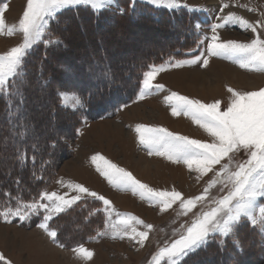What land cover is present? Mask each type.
Masks as SVG:
<instances>
[{
    "label": "snow or ice",
    "instance_id": "obj_1",
    "mask_svg": "<svg viewBox=\"0 0 264 264\" xmlns=\"http://www.w3.org/2000/svg\"><path fill=\"white\" fill-rule=\"evenodd\" d=\"M131 2L134 7L135 0ZM146 2L156 8L169 10L188 7L179 3V0H146ZM113 6L115 0H26L17 24L8 26L5 20L8 4L0 5V35L22 34V43L0 55V99L5 102V115L10 117V122L14 124L10 138L14 141V159L18 167L22 166L21 170L28 167L29 162L35 169L37 152L42 151L43 154H47L49 147L46 141L45 148L40 149L27 107L25 89L30 86L26 67L27 57L41 43L45 49L59 48L63 45L52 25H59L61 15L66 10L90 8L93 13L99 15ZM226 7L228 5H223L220 12L223 13ZM123 12L124 10L120 9V13ZM216 21L209 26L211 35L198 41V44L205 47L196 56L175 61L174 64L170 62L166 65L148 66L142 75V89L139 93L141 99L153 91L163 90V85L152 83L155 75L160 71L170 66L182 67L198 63L206 67L210 57L230 60L249 71L264 72V38L258 32V29H264V21L250 23L235 13L217 15ZM228 25H239L245 31L251 30L256 34L255 38L247 43L222 40L218 30ZM196 27L199 28L200 25ZM46 56L45 52V58ZM61 67L66 73L71 72V68L63 65ZM101 76L107 79L110 72L102 70ZM228 91L232 94V98L225 109H221V101L205 104L175 92L166 97L172 115L190 116L194 123L212 137L210 143L190 139L162 127L137 125L135 129L139 144L147 149L149 154L164 156L173 163H183L190 171H196L201 176L209 172L214 173L202 194L198 196L184 199L177 191L154 190L102 155L91 157L96 171L107 180L109 185L123 191H131L133 195H138L141 200H146L149 204L159 205L161 212L167 211L173 204L179 202L180 214L187 216L200 206L201 210L193 214L190 223L181 224L180 229L173 232L175 238L159 248L151 257L149 264H188L189 260L199 256L202 251H207L213 243L224 251L231 242L236 252L243 254L240 230L245 226L255 227L259 224L261 233H264V202L258 203L264 200V88L245 93L236 92L231 88ZM56 98L58 106L63 109L75 112L85 108L83 97L74 91L58 89ZM29 148L31 155L28 152ZM241 152L246 155V159L235 162L233 154ZM45 163L41 157L39 164ZM215 165H219V169H215ZM33 178H35L34 172ZM15 183L20 185L21 180L17 179ZM217 185L221 186L222 191L226 188L227 192L219 198H212L210 190ZM67 187L75 190L78 195L67 199L55 192L43 191L38 198L24 201L20 195L13 196L11 192H6L4 196L14 200L15 205H6L0 210V219L11 223L13 218L25 221L35 215H41L42 220L38 227L43 229L54 243L63 247L57 240V230L50 222L54 221V216L65 213L68 208L77 204L81 199L79 194H86L102 202V207L95 209L94 213L103 212L105 225L112 229L113 239L122 240L128 236L141 246L144 245L153 228L152 225L144 224L135 216L116 212L111 201L82 185L68 184ZM131 222L143 225L146 230L137 231L135 227H131L132 235H129ZM98 235L103 236L105 233L98 232ZM72 250L84 259H91L93 256V252L83 246L74 247ZM0 259L3 257L0 256ZM232 264H240V262L233 259Z\"/></svg>",
    "mask_w": 264,
    "mask_h": 264
},
{
    "label": "rangeland",
    "instance_id": "obj_2",
    "mask_svg": "<svg viewBox=\"0 0 264 264\" xmlns=\"http://www.w3.org/2000/svg\"><path fill=\"white\" fill-rule=\"evenodd\" d=\"M124 1L130 4V7H133L131 0ZM5 3L8 4L9 8L6 14L7 19H13V23L17 24L24 10L26 0H0V5ZM179 3L188 7L174 10L156 8L147 3L146 0H135L134 6L148 7L151 10L160 12L184 13L188 17H195L193 30L199 35V40L211 35L209 26L217 22V15L235 13L247 19L250 23L255 24L258 21H264V0H179ZM223 5H228V7L224 8L223 13H221L220 10ZM87 9L90 10V8ZM120 9L121 7L118 6L117 0H115V6L107 11L120 13ZM249 9H253V11H249ZM196 25H200V27L197 28ZM154 30L149 26H145L142 30H135L130 34H119L117 40H121L124 46H131V43L135 41L145 40L151 45L148 46L150 48L159 47L161 43L170 41L169 38L163 37L160 34L161 32L155 33ZM218 32L222 40H235L242 43L250 42L256 35L251 30H243L239 25H228L224 29H219ZM258 32L264 38V29H258ZM12 36L15 37L16 46L22 43V34L17 33ZM10 37L6 33L0 35L3 43L9 41L8 45L12 44ZM195 43L197 44L198 42L196 41ZM41 45L44 46L42 43L39 46ZM5 46L7 47V45ZM84 47L87 48V46ZM132 47L134 46L132 45ZM204 47L205 45H201L197 52H189L181 58L169 57L157 65H166L170 62L174 64L175 61L191 59L199 51H203ZM112 48L114 46L110 47V49ZM0 49L2 51V47ZM136 54L137 52L127 51L121 54L120 58L130 61ZM208 59L209 63L206 67L202 63L184 65L182 67L170 66L166 70L157 73L152 81L153 85H163V90L153 91L141 99L139 97L142 89L140 82L138 92L132 100L118 106L111 116L94 121L83 119L77 130L76 138L69 143L71 156L60 163L52 184L43 190L48 193L55 192L58 195L65 196L67 199L78 195L75 190L67 187L68 184H79L92 192H96L111 201V205L116 212L126 216H135L143 221L144 224L153 226L144 245L141 246L134 240L129 239L128 236H125L122 240L119 238L113 239L112 229L105 225L103 212L94 213L95 209L102 207V202L86 194H79L81 199L77 204L68 208L65 213L54 216V218L62 221L60 222L61 224L55 225L51 222L50 224L52 227L54 226L53 228H57V240L64 245L72 246L63 247L65 251L80 245L93 252L92 258L84 259L73 250L67 251L64 255L58 253L55 256L53 252H50L49 255L51 257L48 256L49 260L46 259L47 262L41 258V261L44 260L42 264H149L151 257L159 248L175 238L173 237V232L178 231L181 224L190 223L193 214L201 210L200 206H198L193 209V212L184 216L180 214L179 202L173 204L170 209L164 212L160 211L159 205L150 204L153 209H149V202L141 200L138 195H133L131 191H123L109 185L107 180L96 171L91 157L97 154L102 155L105 159L132 173L141 183L151 188L152 185L160 187V189L154 190L177 191L181 193L184 199L202 194L208 181L213 177V172L201 176L196 171H190L183 163H173L164 156L149 154L148 150L139 144L135 129L137 125L162 127L170 132L187 136L190 139L210 143L212 142V137L194 123L190 116L183 114L172 115V109L166 101V97L175 92L178 95L185 96L191 100H198L205 104L221 101V109H225L232 98V94L228 91L229 88L240 93L259 91L264 88V72L242 69L238 64L219 57H210ZM28 102L34 103L35 99L31 97ZM124 105H127V107H124ZM43 111V108H39L35 116H39ZM76 112L78 111L73 113ZM35 125L41 126L44 131L53 134L67 131L66 127H55L52 121L37 122ZM37 138L39 143L43 142L42 136ZM0 148L4 151L7 149L4 138L0 140ZM233 157L235 162L246 159V155L242 152L233 154ZM5 164L6 160L0 159L1 169L5 168ZM181 166H184L185 169L181 168ZM219 167V165L214 166L215 169H219ZM43 191L41 190L40 193ZM226 192V188L222 191L221 186L217 185L210 190V196L219 198ZM32 199L27 198L26 201H31ZM261 202H264V200L258 201V203ZM14 205L15 202L13 203ZM83 206L84 208H82ZM130 208L135 209V211ZM74 209L75 215L80 219L78 222L79 224L81 223V230L78 228L73 230L76 227L69 223L75 221H73V217H67L69 215L68 212ZM85 218L91 220H86ZM41 220V215H35L25 221L13 218L11 223H6L3 219H0V223L4 225L15 224L23 228H34L38 226ZM131 227H135L137 231L146 230L143 225L131 222L129 235H132ZM248 227L252 230L251 238L245 232L246 226L239 232L240 240L244 247L243 254H238L231 242L227 244L224 251H221L213 243L208 247L207 251L211 252L206 254L202 264H218V260L219 264H232L233 259L238 260L240 264H264V233H261L259 224L255 227ZM27 232L16 231L14 227L0 225V256L3 257L5 264H11L10 258L9 260L7 258L8 254L20 264H29V258H33L30 255L35 252L33 251L34 249L39 251V253L47 250V244L39 237L40 234L38 232L32 230ZM98 232H104L105 235L100 236ZM20 233H22V239ZM37 234L39 235L37 236ZM26 235L29 241L24 240ZM21 245L23 248L25 247L26 251L21 248ZM29 247L34 249L30 251ZM39 262L36 260L35 264H40ZM0 264H3L1 259Z\"/></svg>",
    "mask_w": 264,
    "mask_h": 264
},
{
    "label": "trees",
    "instance_id": "obj_3",
    "mask_svg": "<svg viewBox=\"0 0 264 264\" xmlns=\"http://www.w3.org/2000/svg\"><path fill=\"white\" fill-rule=\"evenodd\" d=\"M117 4L124 10L123 14L102 11L96 15L87 8L66 10L61 15L59 25H52L63 45L47 49L41 45L27 57L26 67L30 81V86L25 89L27 107L33 115L31 121L36 137H43V142L39 143L40 149L45 148L46 141L49 145L47 154L37 152L35 169L31 162L23 170L22 166H17L13 152L14 141L10 138L14 124L5 115V102L0 99V140L5 139L7 148L5 151L0 148V159L6 160L5 168H0V210L6 205L13 206L15 202L4 196L6 192H11L13 196L20 195L26 201L27 198H36L41 190L50 186L60 163L72 154L69 143L76 138L82 120L106 118L118 106L130 102L137 94L143 72L149 65L160 64L169 57L181 58L200 49L201 45L195 43L199 41V35L193 30L195 17H188L184 13L154 11L142 6L130 7L124 0H117ZM145 26L155 29V33L161 32L170 41L150 48L148 46L151 45L145 40L135 41L131 46H124L121 40H117L119 34H130ZM112 46L114 48L110 49ZM127 51L137 54L130 61L120 58ZM61 65L71 68V72L66 73ZM102 70L110 72L107 79L101 76ZM58 89L76 92L83 97L85 108L73 113L59 107L56 98ZM31 97L35 99L34 103L28 102ZM39 108L44 111L35 116ZM46 121H52L57 128L66 127L67 131L53 134L35 125ZM28 152L31 155V148ZM41 157L46 162L44 165L39 164ZM17 179L21 180L20 185L15 183ZM68 213L67 217L75 220L69 222L76 227L73 230H81L75 209ZM60 222L62 221L54 218L51 223L56 225L61 224ZM245 232L251 238L252 230L248 226ZM58 242L63 247H72ZM209 252L211 251H202L199 256L189 260L188 264H202Z\"/></svg>",
    "mask_w": 264,
    "mask_h": 264
},
{
    "label": "crops",
    "instance_id": "obj_4",
    "mask_svg": "<svg viewBox=\"0 0 264 264\" xmlns=\"http://www.w3.org/2000/svg\"><path fill=\"white\" fill-rule=\"evenodd\" d=\"M10 5V4H9ZM7 11H9V8H8V10ZM7 11L5 12V20H6V24L8 25V26H11V25H14V24H16V23H13L14 22V20L12 19H7ZM3 37V36H2ZM10 39L12 40V44L11 45H8V43H9V41L7 42H4L3 43V41H2V39H0V48L2 47V51H1V49H0V55H3V54H5L6 52H8L12 47H15L16 45H15V41L16 40H14L15 39V37L14 36H11L10 37ZM11 42V41H10ZM5 45H7V47L5 46ZM168 166H171L170 164H167ZM181 168H184L185 169V167L184 166H181ZM185 184V183H184ZM152 188L153 189H160V187L158 188V186H154V185H152ZM117 205V204H116ZM149 205V209H153V206H151L150 204H148ZM120 206V205H119ZM122 209H124V208H122ZM131 210H133V211H135V209H133V208H130ZM133 211H130V212H133ZM134 213V212H133ZM0 225L1 226H4V227H6V226H11V228H15V230L16 231H21V232H25V231H28V232H30L31 230L32 231H36V232H38L39 234H37V236L39 235V237H41L43 240H44V243L45 244H47V250L45 251V252H43V253H39V251H37L36 249H34V248H30L29 247V250L30 251H32L33 249V251H35V252H31L32 253V255H30V256H32L33 258H29V264H35L36 263V260H38V262L39 261H41V258H43L44 260H45V262H47V260L46 259H48L49 260V257L48 256H50L49 254H50V252H53L54 253V256L55 255H57L58 253H60L61 255H64V253L66 254V252L67 251H69V250H72V249H69V250H67V251H65V249L63 248V247H60V246H58L57 245V243H54L53 242V240H52V238L51 237H49L48 235H47V233L43 230V229H41V228H39L38 226H36V227H32V228H23V227H20V226H17V225H15V224H1L0 223ZM9 228V227H8ZM24 230V231H23ZM27 232V233H28ZM16 233V232H15ZM26 234V233H25ZM15 235V234H14ZM20 235H21V239H22V233H20ZM39 237H37V238H39ZM27 235H26V237L24 238V240H27ZM27 241H29V239L27 240ZM20 242H21V240H20ZM77 246H80V245H77ZM77 246H75V247H77ZM21 248L23 249V250H25L26 251V249H25V247L23 248V246L21 245ZM63 252V253H62ZM27 254H28V252H27ZM45 255V256H44ZM51 257V256H50ZM7 258H8V260H9V258H10V263L11 264H20L18 261H16L14 258H12V256L11 255H7ZM31 259V260H30ZM44 260H42L43 262H44ZM1 261H2V263L3 264H5V262L3 261V259H1ZM42 261L41 262H39L40 264H42ZM7 262V261H6Z\"/></svg>",
    "mask_w": 264,
    "mask_h": 264
},
{
    "label": "bare ground",
    "instance_id": "obj_5",
    "mask_svg": "<svg viewBox=\"0 0 264 264\" xmlns=\"http://www.w3.org/2000/svg\"><path fill=\"white\" fill-rule=\"evenodd\" d=\"M218 86V85H217ZM214 92H215V90H214Z\"/></svg>",
    "mask_w": 264,
    "mask_h": 264
}]
</instances>
